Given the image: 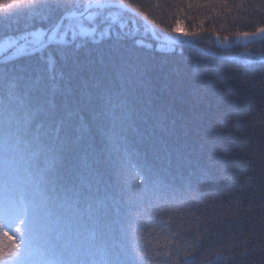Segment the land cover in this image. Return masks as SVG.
I'll use <instances>...</instances> for the list:
<instances>
[{
	"label": "snow or ice",
	"instance_id": "obj_1",
	"mask_svg": "<svg viewBox=\"0 0 264 264\" xmlns=\"http://www.w3.org/2000/svg\"><path fill=\"white\" fill-rule=\"evenodd\" d=\"M141 8L0 0L5 29L24 23L0 44L11 52L0 60V264H170L173 254V264H191L178 247L145 246L152 214L197 190L221 198L218 214L239 211L229 187L247 192L253 177L182 92L165 98L157 89L140 53L180 42L161 38ZM149 33L155 45L145 44ZM236 35L264 41V27ZM244 247L241 259L264 264V248Z\"/></svg>",
	"mask_w": 264,
	"mask_h": 264
},
{
	"label": "trees",
	"instance_id": "obj_2",
	"mask_svg": "<svg viewBox=\"0 0 264 264\" xmlns=\"http://www.w3.org/2000/svg\"><path fill=\"white\" fill-rule=\"evenodd\" d=\"M139 2L150 26L161 38L180 42L174 45V50L160 52L146 47L140 53L142 59L153 64L157 89L165 98L178 90L182 92L188 105L194 106L201 118L213 125L216 139L223 143L224 154L234 159L243 173L253 177L247 192L229 187V191L240 193L235 202L239 211L233 207L218 214L220 197L207 191L189 192L185 199L166 206L163 214H152L143 242L153 252L178 247L179 259H189L191 264H260L259 255L245 260L240 254L247 251L245 243L264 248V41L229 47L226 44L238 37L236 33L255 32L257 27H264V8H259L260 0ZM177 21L180 30L174 31ZM23 28V18L20 24L13 23L8 29L0 21V44ZM144 42L156 44L150 33ZM10 53L7 50L0 59L6 60ZM82 55L87 57L88 49ZM13 62L19 64L23 58ZM128 179L142 183L132 171ZM240 179L244 181L247 177ZM224 204L227 206V201ZM157 244L167 246L158 249ZM176 259L173 254L170 264Z\"/></svg>",
	"mask_w": 264,
	"mask_h": 264
},
{
	"label": "rangeland",
	"instance_id": "obj_3",
	"mask_svg": "<svg viewBox=\"0 0 264 264\" xmlns=\"http://www.w3.org/2000/svg\"><path fill=\"white\" fill-rule=\"evenodd\" d=\"M256 40H259L258 36L257 37H247V38L243 37V36H238V37H235L232 41L227 42L226 47H229L233 44L246 45V44L253 42V41H256ZM6 52H7V50H4L3 52H0V55L5 54Z\"/></svg>",
	"mask_w": 264,
	"mask_h": 264
},
{
	"label": "water",
	"instance_id": "obj_4",
	"mask_svg": "<svg viewBox=\"0 0 264 264\" xmlns=\"http://www.w3.org/2000/svg\"><path fill=\"white\" fill-rule=\"evenodd\" d=\"M151 27V26H150ZM181 43H183V44H187V45H189V46H191V47H193V48H195V49H197V50H199V51H201V52H204V53H207V54H212V53H209V52H207V51H205V50H203V49H201V48H199L198 46H196L195 44H193V43H191V42H185V41H183V42H181ZM11 55V53L10 54H8V56H10ZM213 55V54H212ZM0 60H2V58L0 59ZM263 60H264V57H263Z\"/></svg>",
	"mask_w": 264,
	"mask_h": 264
}]
</instances>
